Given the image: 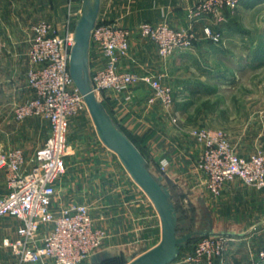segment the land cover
<instances>
[{"label": "crops", "instance_id": "0c3cea01", "mask_svg": "<svg viewBox=\"0 0 264 264\" xmlns=\"http://www.w3.org/2000/svg\"><path fill=\"white\" fill-rule=\"evenodd\" d=\"M197 1L100 0L95 25L115 24L132 31L129 57L122 61L124 69L139 74L167 72L168 69L163 64L159 67L160 62L155 60V44L140 36L139 27L142 23H168L175 28H191L194 24L190 11ZM96 3V0H0V147L3 150L22 148L29 159L46 142L40 146V141H29L28 137L31 133H41L40 124L49 125L47 121L30 118L17 122L13 114L17 104L33 97L27 81L32 68L29 57L32 27L48 22L62 34L69 23L76 33L78 23L96 10ZM204 23L211 21L206 19ZM202 38L199 35V40ZM210 50L206 48L207 54ZM87 59L86 71L91 80L93 73L106 63L92 38ZM172 70L174 72L175 67ZM227 74H223L218 86L239 88L241 82L227 81ZM169 85L173 88L171 83ZM177 89V86L173 88L175 99L179 97ZM186 89L192 94L196 92ZM149 92L148 87L141 84L129 100L125 96L116 99L99 94L96 98L114 127L139 152L145 169L168 195V203L174 209L176 238L182 241L174 262L184 256L182 248L188 238L180 235L179 230L192 227L196 231V224L206 233L228 237L224 264H256L262 245L258 229L264 221V190L246 186L236 179L225 186L219 197L209 193L197 170L202 147L187 137L184 130L173 127L160 106L146 104ZM237 121L235 114L234 123ZM243 124V128L248 129L238 137L239 141L264 140V111L250 114ZM68 126L67 172L57 185L55 210L70 203L87 204L96 225L106 230L107 237L101 248L85 264H103L112 258L130 264L161 243L160 215L117 154L103 143L88 109L71 117ZM165 162L168 163L166 173H162L161 166ZM6 193V175L0 170V196ZM19 225L20 222L11 217L0 219V264H31L21 263L3 244L6 238L18 237Z\"/></svg>", "mask_w": 264, "mask_h": 264}, {"label": "built area", "instance_id": "2783aa9c", "mask_svg": "<svg viewBox=\"0 0 264 264\" xmlns=\"http://www.w3.org/2000/svg\"><path fill=\"white\" fill-rule=\"evenodd\" d=\"M242 0H202L190 11V16L225 22L223 10L234 14ZM33 38L29 52L32 68L27 81L33 97L13 109L17 122L39 118L49 123L50 134L45 144L28 159L22 148L3 150L0 147V170L4 171L7 193L0 196V219L11 217L20 225L15 240L4 239L21 263L31 264H85L98 252L107 232L98 227L91 208L83 203H70L55 210L59 180L67 172L68 123L87 110L83 95L75 86L70 73V60L76 44L75 32L67 23L64 33L51 23L41 22L32 27ZM139 34L151 40L162 59L190 50L196 41L193 28H175L168 23H142ZM213 42L221 36L210 25L203 29ZM132 31L115 24H96L91 38L99 45L106 60L104 67L94 72L91 87L94 93L129 100L136 85H146L149 107L160 106L168 112L174 104V90L163 83L160 75L151 72L139 74L124 69L122 61L129 57ZM176 121V119H173ZM190 135L202 147L198 160L203 185L214 197L222 194L225 186L238 179L244 185L264 190V152L247 157L239 155L227 135L219 129L197 127ZM168 163L161 166L165 171ZM262 245L256 255V264H264V221L259 231ZM229 239L203 237L194 251L185 259L191 263L209 264L217 259L224 262Z\"/></svg>", "mask_w": 264, "mask_h": 264}, {"label": "rangeland", "instance_id": "374dc122", "mask_svg": "<svg viewBox=\"0 0 264 264\" xmlns=\"http://www.w3.org/2000/svg\"><path fill=\"white\" fill-rule=\"evenodd\" d=\"M200 1L202 0L195 5ZM223 14L227 19L225 22L212 21L210 24L194 16L192 28L196 41L192 48L180 56L168 59H162L157 52L155 60L160 62L159 67L163 64L168 71L151 73L160 75L163 83H171L174 89L178 87L179 97L174 100L171 113L162 110L173 127L184 130L186 136L192 139L190 131L197 127L222 130L234 150L247 157L256 152H264L263 139L252 143L238 139L248 129L243 128V122L249 119L250 114L264 111V0H242L237 12L231 14L224 9ZM206 25H210L221 36V41L216 43L205 36L203 29ZM199 35L203 36L202 40H199ZM206 48L211 49L210 54H207L209 51ZM172 67H175L174 72H171ZM229 71H232L230 75L227 74ZM225 73L229 76L227 81L236 80L241 82V86L235 90L219 87L218 83ZM140 85L135 86L133 93ZM186 88L196 92L192 94ZM235 114L237 123H234ZM48 126L42 122L39 126L41 133H31L28 140H38L42 146L50 134ZM116 157L118 158L117 155ZM162 173H166V170ZM195 228L196 231L192 227L179 230L180 235L188 236L183 245L185 247L182 248L184 256L171 264H209L207 259H203L201 263H191L185 259L203 237H227L206 233L202 231L201 225L195 224ZM224 263L218 257L213 260V264Z\"/></svg>", "mask_w": 264, "mask_h": 264}, {"label": "water", "instance_id": "95a60500", "mask_svg": "<svg viewBox=\"0 0 264 264\" xmlns=\"http://www.w3.org/2000/svg\"><path fill=\"white\" fill-rule=\"evenodd\" d=\"M96 1V10L83 16L76 27V44L71 54L70 73L75 86L84 97L101 140L118 155L134 180L152 199L161 218L163 227L161 243L130 264H171L178 255V245L182 241L176 238L174 209L168 203V195L145 169L139 152L112 124L92 90L91 80L86 71L87 49L100 0Z\"/></svg>", "mask_w": 264, "mask_h": 264}, {"label": "trees", "instance_id": "16d2710c", "mask_svg": "<svg viewBox=\"0 0 264 264\" xmlns=\"http://www.w3.org/2000/svg\"><path fill=\"white\" fill-rule=\"evenodd\" d=\"M259 1H263V0H259ZM103 264H121V263L120 261L112 258L105 260Z\"/></svg>", "mask_w": 264, "mask_h": 264}]
</instances>
